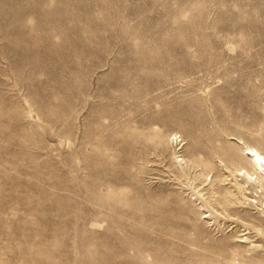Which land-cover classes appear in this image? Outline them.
<instances>
[{"label":"rangeland","instance_id":"1","mask_svg":"<svg viewBox=\"0 0 264 264\" xmlns=\"http://www.w3.org/2000/svg\"><path fill=\"white\" fill-rule=\"evenodd\" d=\"M248 146L264 0H0V264H264Z\"/></svg>","mask_w":264,"mask_h":264},{"label":"bare ground","instance_id":"2","mask_svg":"<svg viewBox=\"0 0 264 264\" xmlns=\"http://www.w3.org/2000/svg\"><path fill=\"white\" fill-rule=\"evenodd\" d=\"M246 149H247V152L245 154L246 163L249 162L251 164L252 169L256 174V177L261 179L262 176L260 171L264 170V153L254 146H248L246 147ZM244 173H240V174H244ZM246 175H249V177L253 176V174L249 173L248 171L246 172Z\"/></svg>","mask_w":264,"mask_h":264}]
</instances>
